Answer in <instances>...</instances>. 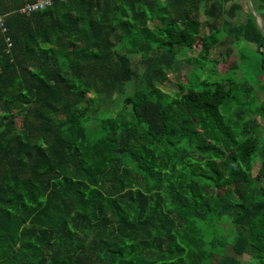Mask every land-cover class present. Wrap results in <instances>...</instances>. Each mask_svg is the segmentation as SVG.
Returning <instances> with one entry per match:
<instances>
[{"label": "trees", "instance_id": "1", "mask_svg": "<svg viewBox=\"0 0 264 264\" xmlns=\"http://www.w3.org/2000/svg\"><path fill=\"white\" fill-rule=\"evenodd\" d=\"M35 1L0 0V264H264L261 90L184 54L264 76L245 0Z\"/></svg>", "mask_w": 264, "mask_h": 264}, {"label": "rangeland", "instance_id": "2", "mask_svg": "<svg viewBox=\"0 0 264 264\" xmlns=\"http://www.w3.org/2000/svg\"><path fill=\"white\" fill-rule=\"evenodd\" d=\"M235 2L243 5L244 7V0H234ZM203 19V17H202ZM243 20V16L239 15L236 19V21L241 22ZM228 44H224L220 47L215 48L213 51L210 52V56L208 58H199L198 53L200 51V45L197 44L195 48L192 51H186L184 50V54H186L188 57L190 56L192 59V66L193 70L191 73V78L193 79H200V80H206V81H212L214 77H216L217 81L220 80H226V79H245L247 82H249L252 86H254L255 91H260L261 99L264 98V77L259 78L257 76V73L259 72V66L261 64L262 55L257 53V48L253 44H249L246 42H241L239 45H237V48L233 49L232 57L238 60V54H239V62L237 64V69L233 71H229L227 74H218L217 71L219 70H226L227 65L221 66L224 58V53L226 51V47ZM212 59V60H211ZM232 60V58L229 60V62ZM133 61H138V58H134ZM182 61L186 64V69L190 67L182 59ZM228 62V63H229ZM219 65V66H217ZM182 68L184 66H181ZM219 67V69H217ZM185 70L181 73L180 79L181 81H184V74ZM218 74V75H217ZM263 86V87H262ZM262 87V88H261ZM165 93L172 95L175 90H177V85L175 82V78L172 76H169L168 81L165 83L164 86L160 87ZM261 88V89H260ZM262 137L264 138V132ZM256 169V168H255ZM254 169V173H255ZM241 261H244L246 263H249V257L243 256L242 258H239Z\"/></svg>", "mask_w": 264, "mask_h": 264}, {"label": "built area", "instance_id": "3", "mask_svg": "<svg viewBox=\"0 0 264 264\" xmlns=\"http://www.w3.org/2000/svg\"><path fill=\"white\" fill-rule=\"evenodd\" d=\"M53 1L54 0H37L34 3L26 4L25 6H23V8L20 9L19 12L22 14L28 15V14H31L33 12L42 11L44 8L50 6L53 3ZM58 1L65 2L68 0H58ZM0 30H1V32H5V30H6L2 16H0ZM6 42H7L8 48H10L11 44H10L9 40L6 39Z\"/></svg>", "mask_w": 264, "mask_h": 264}, {"label": "water", "instance_id": "4", "mask_svg": "<svg viewBox=\"0 0 264 264\" xmlns=\"http://www.w3.org/2000/svg\"><path fill=\"white\" fill-rule=\"evenodd\" d=\"M247 9L253 15L255 23L260 31L261 35L264 36V21L263 16L260 12L256 11L251 0H245Z\"/></svg>", "mask_w": 264, "mask_h": 264}, {"label": "crops", "instance_id": "5", "mask_svg": "<svg viewBox=\"0 0 264 264\" xmlns=\"http://www.w3.org/2000/svg\"><path fill=\"white\" fill-rule=\"evenodd\" d=\"M258 9L261 11V13L264 15V0H258ZM237 48V45H235V49ZM264 77V76H262ZM261 78V77H260Z\"/></svg>", "mask_w": 264, "mask_h": 264}]
</instances>
